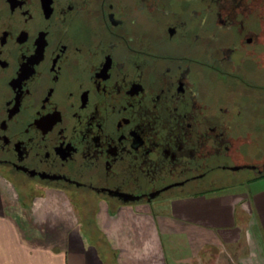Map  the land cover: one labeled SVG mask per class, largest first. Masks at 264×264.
I'll return each mask as SVG.
<instances>
[{
	"label": "flooded vegetation",
	"instance_id": "flooded-vegetation-1",
	"mask_svg": "<svg viewBox=\"0 0 264 264\" xmlns=\"http://www.w3.org/2000/svg\"><path fill=\"white\" fill-rule=\"evenodd\" d=\"M263 89L264 0H0V177L30 211L93 229L263 172Z\"/></svg>",
	"mask_w": 264,
	"mask_h": 264
},
{
	"label": "crops",
	"instance_id": "crops-1",
	"mask_svg": "<svg viewBox=\"0 0 264 264\" xmlns=\"http://www.w3.org/2000/svg\"><path fill=\"white\" fill-rule=\"evenodd\" d=\"M248 183V192L160 201L163 212L141 206L107 223L103 214L92 229L76 224L62 197L32 211L21 207L0 177V264H224L223 252L232 249H239L236 264H264V176ZM165 235L181 256L168 257Z\"/></svg>",
	"mask_w": 264,
	"mask_h": 264
},
{
	"label": "rangeland",
	"instance_id": "rangeland-1",
	"mask_svg": "<svg viewBox=\"0 0 264 264\" xmlns=\"http://www.w3.org/2000/svg\"><path fill=\"white\" fill-rule=\"evenodd\" d=\"M260 93L264 95V89ZM258 124L261 127L264 126V117H261V120ZM254 131H255V133L253 135V140H255V141H253L254 143L246 144L243 148V152L246 154L247 162H252V161L254 162V160L264 162V127L260 130L255 129ZM263 172H264V170H263ZM222 174H226V172L224 171ZM253 175H254V171H252L250 169H244V170H242V171H240L234 175L235 176V180H234L235 182L234 183H236V184L232 183V181H230L229 179H226L225 182H223V185H220L221 187L218 186V187H220L218 191H245V192H248V188H247V186L249 184L248 182H249L250 178L253 177ZM250 182H251V180H250ZM165 206H166L165 204H159L158 202H156L153 205V207H155L154 209L158 212L165 211L164 210ZM144 208H148V206H144L142 209H144ZM153 218H154V216H153ZM169 239H170V236L166 237V235H165L164 241L166 244V253L168 254V257H170V259H172L173 256H176V254L181 256L180 253H174L175 252L173 249L174 247H172V245L169 243ZM233 250L234 249L230 250L232 252H228V253L223 252L222 255L226 258V261H227L224 264H236L235 262H237L239 249L234 250V251ZM183 251H185V250H183ZM217 254H219L217 251L211 250L210 256L216 257ZM197 264H201V263L198 262ZM209 264H219V263H214V260L209 259Z\"/></svg>",
	"mask_w": 264,
	"mask_h": 264
},
{
	"label": "trees",
	"instance_id": "trees-1",
	"mask_svg": "<svg viewBox=\"0 0 264 264\" xmlns=\"http://www.w3.org/2000/svg\"><path fill=\"white\" fill-rule=\"evenodd\" d=\"M250 170H252V169H250ZM252 171H254V170H252ZM261 176H264V172H255L254 171V175H253V177L250 178V180H253V179L258 178V177H261ZM234 184H236V183H234Z\"/></svg>",
	"mask_w": 264,
	"mask_h": 264
},
{
	"label": "water",
	"instance_id": "water-1",
	"mask_svg": "<svg viewBox=\"0 0 264 264\" xmlns=\"http://www.w3.org/2000/svg\"><path fill=\"white\" fill-rule=\"evenodd\" d=\"M252 168H256V166H253Z\"/></svg>",
	"mask_w": 264,
	"mask_h": 264
}]
</instances>
